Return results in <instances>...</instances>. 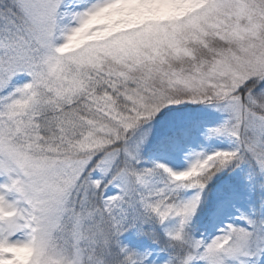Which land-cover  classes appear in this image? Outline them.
<instances>
[{
	"label": "snow or ice",
	"instance_id": "obj_1",
	"mask_svg": "<svg viewBox=\"0 0 264 264\" xmlns=\"http://www.w3.org/2000/svg\"><path fill=\"white\" fill-rule=\"evenodd\" d=\"M0 264H264V0H0Z\"/></svg>",
	"mask_w": 264,
	"mask_h": 264
}]
</instances>
